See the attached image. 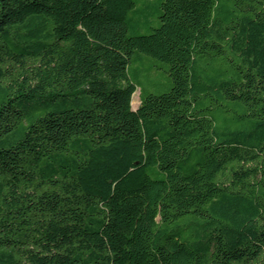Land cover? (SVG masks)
<instances>
[{
	"label": "trees",
	"instance_id": "trees-1",
	"mask_svg": "<svg viewBox=\"0 0 264 264\" xmlns=\"http://www.w3.org/2000/svg\"><path fill=\"white\" fill-rule=\"evenodd\" d=\"M0 264H264V0H0Z\"/></svg>",
	"mask_w": 264,
	"mask_h": 264
},
{
	"label": "rangeland",
	"instance_id": "rangeland-1",
	"mask_svg": "<svg viewBox=\"0 0 264 264\" xmlns=\"http://www.w3.org/2000/svg\"><path fill=\"white\" fill-rule=\"evenodd\" d=\"M139 92L138 90L133 94L132 100H131V107L133 110H136L139 105Z\"/></svg>",
	"mask_w": 264,
	"mask_h": 264
}]
</instances>
